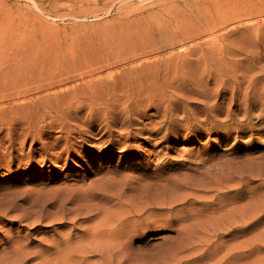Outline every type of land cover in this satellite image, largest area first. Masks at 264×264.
<instances>
[{
	"label": "rangeland",
	"instance_id": "obj_1",
	"mask_svg": "<svg viewBox=\"0 0 264 264\" xmlns=\"http://www.w3.org/2000/svg\"><path fill=\"white\" fill-rule=\"evenodd\" d=\"M244 20L250 22L243 23ZM217 49L226 51L223 60H229L235 65L264 63V0H0V192L28 190L39 197L34 198L36 201L42 202L48 198L53 200L65 193V189L61 187L62 182H77L86 186L90 182L93 185L101 184L105 183L106 179L100 182V177L109 172L111 181L117 184L110 183L113 190L110 189L108 196H112L114 190L117 193L122 190L124 183L116 180L122 179V176L154 178L160 171L157 169L161 167L168 176H174L178 171L180 173L177 174L194 173L199 167L207 165L206 163H214L216 167L220 164L218 168H223L214 173L218 178H228L231 185L219 191L215 186L204 185L192 186L190 190L187 188L182 192L181 188L178 189L180 192L176 191V196L187 195L189 200H182V203L178 200L169 207L167 213L174 221L169 225L163 224L143 236H134L131 246L135 247L138 257L145 264H167L172 260H175L174 264H217V260L218 264H222L224 259L221 261V258L228 254L229 257L225 258L229 261L227 264H264V216L252 226H245L247 228L243 229L244 231L234 230L233 233L237 234L234 236L229 234V231L236 226L233 222L239 216L229 212L230 206L221 211L219 206H213L210 202L214 196L218 197L217 192L232 190L231 193H235L233 189H236L238 184L249 180V172L255 177L249 186L259 185L262 176L259 173L256 175L255 172L259 163L244 159L247 155L254 158V155L256 157L260 154L259 151L264 149V134L248 129H233L226 138L224 131L217 133L205 129L202 135H190L185 129L187 125H182L183 129L175 134L176 137L173 134L171 139L154 138L149 133H142L140 138L131 141L133 147L130 149L120 151L114 146L111 153L110 150L107 151L111 146H107V152L103 153L102 140L106 136L99 138L103 132L102 123L99 125L94 122L92 130L88 125L80 127L82 133L76 129L72 141L77 142L75 150H72V157H68L66 140L61 137L76 128L64 114L70 109L74 110L73 107H63L69 103V97H65L68 93L77 90L78 97L86 106V99H91V96L85 98L83 93L91 92L94 84L98 88L105 86L101 89L104 92L101 100L117 101L114 109L120 111L123 110L122 104H119L120 98L130 83L138 84L140 78L154 80L159 77L161 80L164 76L175 74L181 78L199 77L202 62L211 59ZM111 71L113 74L108 76ZM133 79L134 81L130 82ZM191 86L198 87L196 83ZM203 88H200L199 93L207 94L208 90ZM179 91L183 93L181 89ZM33 99L35 101L31 102ZM203 99L202 95L195 94L190 100ZM26 104L30 106L24 107ZM54 105L59 108L54 109ZM148 109L147 117L137 118V126L146 124L150 120L149 116L156 111L154 107ZM89 110L90 108H85L82 120L96 114ZM148 135L149 137H146ZM56 155L62 156L60 161H56ZM235 157L238 163L234 161ZM238 165L250 167L247 169L249 174L244 171L243 166L244 172L239 174L235 170ZM112 174L115 177H112ZM57 186L63 189L60 190ZM97 188L100 190V187ZM38 189L39 192L42 190L40 194ZM57 189L60 190L58 193ZM260 190L264 191V188L261 187ZM196 194H199L198 197ZM113 196L114 200H110L108 205H114L116 194ZM248 198L250 192L244 194L237 205L243 208L250 206L249 210L252 212L258 201L255 197ZM247 199L253 203L246 202ZM21 201L19 199V203ZM25 204L26 202H23V207ZM58 206L49 207L52 216L57 213ZM23 209L19 207L18 213L21 214ZM51 219L52 217L44 221L48 226L40 229L39 233L32 225L24 224L30 220L27 217L16 223L0 222V252L10 248L11 243L6 244L4 238L10 229H13L14 239L24 241L25 236L29 235L28 240L33 242L24 251L32 249L36 252L29 254L36 255L30 260L29 255L26 256L23 252L18 256L24 258L25 264H42L44 257L50 253H38L41 248L39 243L43 240L45 242V239L50 242L53 237L58 239L60 235L69 234L68 228L54 230L49 224ZM71 221L73 220L70 219L69 222L68 219V222L76 227L73 231L74 236L77 231L76 237L85 232V226L91 222L83 219ZM213 228H216L214 230H218V233L213 231ZM84 235L86 237V233ZM237 246L242 250L241 254H235ZM228 250L232 253H228ZM187 252L193 256L189 254L188 257ZM172 253L177 255L176 258L183 255L178 257V263L173 259L175 256ZM54 254L53 263L57 260ZM70 254L74 255L67 251L65 257L71 258ZM94 257L99 264L98 255H89V260L92 261ZM91 261L84 263H95L94 260ZM142 262L140 263L144 264ZM128 263L131 264H126Z\"/></svg>",
	"mask_w": 264,
	"mask_h": 264
},
{
	"label": "bare ground",
	"instance_id": "obj_2",
	"mask_svg": "<svg viewBox=\"0 0 264 264\" xmlns=\"http://www.w3.org/2000/svg\"><path fill=\"white\" fill-rule=\"evenodd\" d=\"M244 22L246 23L250 21L244 20L243 23ZM226 54V51L217 49L216 53L212 55L211 59L204 60L201 64V73L199 77L183 76L181 78V76L175 74L173 76H164L163 78H161V80L159 77L155 78L154 80H150L149 78H140L138 80V84L130 83L129 88L123 90V96L120 98L119 104H122L123 106V110L120 111H116V109H114V106L117 105V101L113 99H109L106 101L101 100L102 94L104 93L101 89L105 88V86H101L100 88H98L96 87L97 85L94 84V88H92L91 92L83 93L85 98L87 96H91V99H86V106L84 105V102L80 99V97H78L77 93L79 92L77 90L68 93L65 97H69V103L65 104L63 107H73L74 110L70 109L64 114L66 118L70 122L74 123L76 126V128H72L71 130H69L67 135L61 136L66 140V148L69 152L68 157H72V150H75V143L77 142V140H74L73 142L72 138L75 135L76 129L79 133H82L80 127L83 125H88V127L92 130L94 122H98L99 125L102 123L101 129L103 130V132L101 133V136L99 138L104 137V135L106 136V138L102 140L104 147L101 151L103 153H106L109 150L112 153L114 151L112 149L114 146H116L120 151L130 149L131 147H133V140L136 138H140L142 133H146V135L147 133H149L150 135H153L154 138L171 139L173 134L175 135L176 133H179L181 129H183L182 125H187L185 129L187 130V134L190 135H202L204 134L203 132L205 129H210L217 133L224 131L223 133H226V138L229 137L230 134L228 133H231L233 129H248L256 131L260 134H264V63L260 64L261 62H249L246 65H235V63L230 62L229 60H223ZM112 74L113 71L109 72L107 75L111 76ZM132 81H134V79L130 82ZM212 81L214 82L212 83ZM192 83H196L198 87L194 88L193 86H191ZM201 87H204V90H208V93H199ZM179 89H181L183 93H180ZM195 94L202 95L204 99L200 101H194L195 99L193 101L190 100L192 99V95L195 96ZM47 95H49V93ZM33 101H35V99L31 100V102ZM28 106L30 105H24V107ZM86 107L90 108V112H95L96 114L90 116L85 120H82V114ZM151 107H154L156 111L154 112V114L149 116L150 120L147 123L145 122L146 124H143L142 126H137V124L139 123L137 118L139 119L147 117V111L149 110L148 108ZM53 108L57 109L59 108V106L54 105ZM50 112H52V110ZM227 123H229V125ZM203 124L208 125V127L206 128V125L202 126ZM219 126H221L222 128H220ZM83 136L86 137L85 135ZM84 137H82V139H85ZM146 137H149V135ZM107 146H111V148L107 150ZM166 147H168V145ZM152 151L153 153H155L154 150ZM259 152L260 154H258V156L256 157L254 155V158H250V155H247L245 159L243 158L246 161L259 163L257 167L259 172H257L258 170L255 171L256 175L259 173L260 176H262V181L259 183V185H256L257 187L249 186V184L254 181V174H252L251 172H249L250 174L248 173L247 169H249L250 167L247 168V165H245V167L243 165H238L236 166L235 170H237L241 175L244 171H247V173L249 174V180H245L243 183L238 184L237 188L233 189L235 193L232 194V190H224L222 192H217L218 197L216 195L214 196L213 200L210 201L212 202L211 205L219 206L221 211L222 209H225L230 206L229 212L236 213L237 216H239V218L233 222L234 224H236V226H234L233 224L234 227L229 231V234H232L234 236H237V234L233 233L234 230L238 231L241 229H246L247 227L245 228V226H252L264 216V191L260 190L261 187L264 188V149H261ZM61 158V155H56V161H60ZM238 158L241 159L240 157ZM157 159L160 160V158ZM234 161H236V157ZM192 162H194V159ZM243 162L244 161H242V163ZM203 164H205V162ZM206 164L207 165L201 166L199 167V169H196L194 173L183 172L181 174H177L179 172L178 171L177 173L174 172V176H168L167 173L164 172L163 167L157 169V171H160L156 174L154 178H147L145 176L143 179H141L139 178L140 176L130 177L126 175L127 177L124 176L125 178L123 176H120L122 178L120 179V181L117 178V174L116 180L119 183H124V186L122 187V190H119V193L114 190L115 192L114 194L112 193V196H108L110 189L113 190L112 186H110L112 178H110L111 174H109V172L105 173L102 178L100 177V182H102V179L103 181L106 179V182H102L101 184L96 183L95 185H93L90 182L86 186L85 184H79L77 182L71 184L64 181L62 182V186H60L65 189V193L62 191L63 194L60 197L57 195L58 197L55 196L57 198H54L53 200L48 198L47 200L44 199L42 202L36 201L34 199L38 196H36L32 191H1L0 222L4 223L6 221H9L16 223L17 221H23L24 217H27V219L30 220L28 223L24 222V224L28 226L32 225V227L35 228L36 232L39 233L40 229H42L46 225L48 226V224H45L44 221L52 217V219L50 220L51 223L49 224L54 227V230L58 231L65 230L66 228H68L69 234H67V236L60 235L58 239L53 237V240H51L50 242L49 239H45V242L43 240L39 243L41 248L37 251L38 253H50L48 254L49 256H45L46 258L44 257L45 260L43 259L44 261L41 262L42 264H83L84 262L87 263L88 261H91V259L89 260V255H96V257L98 255L100 257H98L99 264H126L127 262H131V264H141L140 262H142V260L140 257H138V252L135 251V247L131 246L132 238H134V236H143L147 232H150L163 224L169 225L174 221L172 218H170L171 216L167 213L170 210L169 207H172V204L176 203V201L178 200L181 201L179 203L189 200L187 195L176 196V191H178V189L181 188L182 192V190L187 188L188 190H190L192 186L197 187L199 185H204L205 187L215 186L217 191H219L222 188L224 189V187L231 185L228 183V178H218L214 173L216 170L223 168H218L219 166H221L220 164L219 166L217 165L218 167H216L214 163V165H209L208 163ZM226 164H223V166ZM242 166L244 167V171ZM112 175V177H115L114 174ZM256 179L258 178L256 177ZM108 180H110V182H108ZM240 182L242 181H239V183ZM97 187H100V190ZM60 188L58 187V189ZM58 189L56 190V192H59L61 190ZM33 190L36 192L35 189ZM41 191L39 192L38 189L39 194L41 193ZM179 192L180 190L177 193ZM248 192H250V198L255 197L254 199H257L258 201L256 202V207H254V209L252 208V212H250L249 210L250 206L243 208L242 206L237 205V202L240 201L239 199L242 198L244 194H247ZM204 193L206 194L207 192ZM115 194L116 200L114 205H108L110 200L114 198L113 195ZM200 197L202 198L203 196ZM19 199H21L23 202H26L25 207H23L22 201L19 203ZM248 199L246 202L250 201H248ZM56 205H59L57 207L58 210L56 209L57 213L55 212V216H52L53 214L49 210V207H55ZM209 205L210 203H208V206ZM19 207L24 208L21 214L18 213ZM191 210L192 207L189 211ZM191 213L193 214V212ZM235 215L233 214V216ZM228 217H230V215ZM68 219L69 222L70 219L73 220L71 222H74V220L77 221L78 219H83L85 221L91 222L88 224V226H85L87 227V230L80 234L78 237H76L77 231L76 236H74L73 232L76 227L74 228V226L68 222ZM226 219L227 217L225 218V220ZM209 224H211V222ZM178 225L180 226V224ZM178 225L176 226L178 227ZM160 228L162 229V227ZM214 229L216 228H213L212 230L215 231ZM219 229L220 227L218 228V230ZM218 230H216L217 233ZM14 233V230L10 229L8 235L4 238L6 240L5 243H11V246L10 248H5L2 252H0V264H25L24 258L22 256L19 257L18 254L21 255V253L23 252L24 254H26V256H28L31 253H36L35 250L32 249L27 250L28 253L24 251L26 250V247L29 248L30 245L33 243L32 241L30 242V240H28L30 239L28 238L29 235L25 236L24 244L23 240L19 241L18 239L13 238ZM84 233H86V237ZM194 243L196 244L197 242ZM209 243L208 247L211 248V245ZM153 244V246L151 245L152 247L155 246V243ZM179 247H181L183 251V247L181 246V244H179ZM203 248L205 247L203 246ZM51 249L55 251L52 252ZM197 249V252L195 251L196 253H198ZM236 249L237 251H235V254H239L240 251H242L240 250V248H238V246L236 247ZM148 250H150V247L148 248ZM67 251H70L72 254H74L75 256L71 254L70 255L75 258H69L68 256L65 257ZM146 252L149 253L150 251ZM227 252L232 253L231 250H228ZM53 253H55V257H57L55 263L52 262ZM179 253L180 252H178L177 250L178 255ZM189 254L191 255L192 253H186L187 256ZM175 255L176 254H174L173 256ZM176 256L173 259H176V263H178L177 261L180 260L177 259H179L183 255H181L180 257L178 256L179 258H176ZM227 256L225 257L224 255L225 258H227ZM35 257L36 255L34 254L33 256L32 254V256L29 255L28 259L30 260ZM94 258L92 259V261L94 260V262L96 263V258ZM225 258H221V261H223L224 259L222 264H227L229 262L228 259ZM217 261L219 262V260ZM170 262L175 263V260H172ZM170 262H167V264H169ZM161 263L163 264L164 262Z\"/></svg>",
	"mask_w": 264,
	"mask_h": 264
}]
</instances>
